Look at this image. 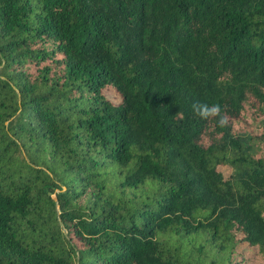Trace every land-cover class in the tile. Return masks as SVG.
Masks as SVG:
<instances>
[{"label": "trees", "instance_id": "obj_1", "mask_svg": "<svg viewBox=\"0 0 264 264\" xmlns=\"http://www.w3.org/2000/svg\"><path fill=\"white\" fill-rule=\"evenodd\" d=\"M251 263L264 0H0V264Z\"/></svg>", "mask_w": 264, "mask_h": 264}, {"label": "clouds", "instance_id": "obj_2", "mask_svg": "<svg viewBox=\"0 0 264 264\" xmlns=\"http://www.w3.org/2000/svg\"><path fill=\"white\" fill-rule=\"evenodd\" d=\"M192 110L195 116H198L200 119L207 120L212 117H217V124L224 126L226 124V119L220 115L221 109L219 104L209 105L207 103H194L192 105Z\"/></svg>", "mask_w": 264, "mask_h": 264}, {"label": "rangeland", "instance_id": "obj_3", "mask_svg": "<svg viewBox=\"0 0 264 264\" xmlns=\"http://www.w3.org/2000/svg\"><path fill=\"white\" fill-rule=\"evenodd\" d=\"M105 93L108 94L111 97L114 96L112 94V91H110V90L105 91ZM221 170H223L225 173L228 172V168L227 167H221ZM239 249L244 250L247 254H250V249L245 244H240L239 245ZM251 264H253V263H251Z\"/></svg>", "mask_w": 264, "mask_h": 264}]
</instances>
